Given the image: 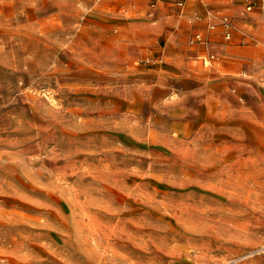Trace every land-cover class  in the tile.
Wrapping results in <instances>:
<instances>
[{
    "label": "rangeland",
    "instance_id": "rangeland-1",
    "mask_svg": "<svg viewBox=\"0 0 264 264\" xmlns=\"http://www.w3.org/2000/svg\"><path fill=\"white\" fill-rule=\"evenodd\" d=\"M262 21L0 0V264H264Z\"/></svg>",
    "mask_w": 264,
    "mask_h": 264
},
{
    "label": "built area",
    "instance_id": "built-area-1",
    "mask_svg": "<svg viewBox=\"0 0 264 264\" xmlns=\"http://www.w3.org/2000/svg\"><path fill=\"white\" fill-rule=\"evenodd\" d=\"M222 25H224L225 28H226V31H225V38H226V39H229V37H230V31H229L230 24H229L228 21L224 20V22L222 23ZM211 28H213V26H211ZM194 39H195V40H193L192 42H201V38H200L199 35H196Z\"/></svg>",
    "mask_w": 264,
    "mask_h": 264
},
{
    "label": "crops",
    "instance_id": "crops-1",
    "mask_svg": "<svg viewBox=\"0 0 264 264\" xmlns=\"http://www.w3.org/2000/svg\"><path fill=\"white\" fill-rule=\"evenodd\" d=\"M262 24H263V25H262L261 27H264V21H262Z\"/></svg>",
    "mask_w": 264,
    "mask_h": 264
}]
</instances>
